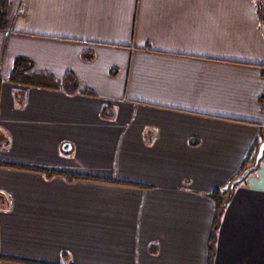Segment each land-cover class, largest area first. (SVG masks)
<instances>
[{"label":"crops","instance_id":"obj_1","mask_svg":"<svg viewBox=\"0 0 264 264\" xmlns=\"http://www.w3.org/2000/svg\"><path fill=\"white\" fill-rule=\"evenodd\" d=\"M0 3V264H264L260 0Z\"/></svg>","mask_w":264,"mask_h":264},{"label":"trees","instance_id":"obj_2","mask_svg":"<svg viewBox=\"0 0 264 264\" xmlns=\"http://www.w3.org/2000/svg\"><path fill=\"white\" fill-rule=\"evenodd\" d=\"M5 5H2L1 6V3H0V28L2 27H5L6 24H7V20L4 19V12L6 11ZM4 7V8H3ZM260 7H261V17L262 19L264 20V0H260ZM26 68H28V64H26V61L23 59V58H17L15 61H14V71L15 73L14 74H21L24 70H26ZM103 112H105L103 110ZM259 143L257 144V146L255 147L252 155H251V158L249 160H247V163H251L252 165L254 164V159H255V156H256V153H257V147H258ZM261 160V159H260ZM259 160V161H260ZM48 173H51V172H47L46 174L48 175ZM78 176H74V178H76ZM212 197L215 198V200L217 199L218 201V208H220V198L222 197V194L220 193H214L212 194Z\"/></svg>","mask_w":264,"mask_h":264},{"label":"water","instance_id":"obj_3","mask_svg":"<svg viewBox=\"0 0 264 264\" xmlns=\"http://www.w3.org/2000/svg\"><path fill=\"white\" fill-rule=\"evenodd\" d=\"M263 154H264V133H263V139L261 141V143L258 145L257 147V153H256V156H255V159H254V164L245 169L242 174L238 177V180L237 181H240L242 178H244L251 170L255 169L258 165V162L259 160L263 157Z\"/></svg>","mask_w":264,"mask_h":264},{"label":"rangeland","instance_id":"obj_4","mask_svg":"<svg viewBox=\"0 0 264 264\" xmlns=\"http://www.w3.org/2000/svg\"><path fill=\"white\" fill-rule=\"evenodd\" d=\"M11 77H12V78H18V79H20V80H24V78H22V77L20 76L19 73H18V74H13ZM25 80H26V79H25Z\"/></svg>","mask_w":264,"mask_h":264}]
</instances>
